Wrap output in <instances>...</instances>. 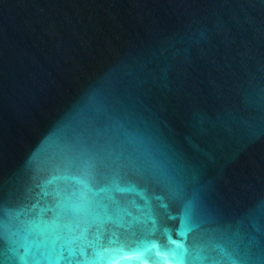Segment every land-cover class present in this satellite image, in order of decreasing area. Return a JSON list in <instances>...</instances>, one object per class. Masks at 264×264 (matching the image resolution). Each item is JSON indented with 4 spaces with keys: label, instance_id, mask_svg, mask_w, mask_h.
<instances>
[{
    "label": "water",
    "instance_id": "95a60500",
    "mask_svg": "<svg viewBox=\"0 0 264 264\" xmlns=\"http://www.w3.org/2000/svg\"><path fill=\"white\" fill-rule=\"evenodd\" d=\"M0 264H264V0H0Z\"/></svg>",
    "mask_w": 264,
    "mask_h": 264
}]
</instances>
